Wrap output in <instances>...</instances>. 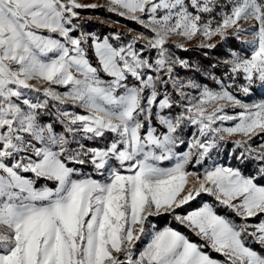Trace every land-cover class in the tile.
Returning a JSON list of instances; mask_svg holds the SVG:
<instances>
[{"label":"snow or ice","instance_id":"6c2138e0","mask_svg":"<svg viewBox=\"0 0 264 264\" xmlns=\"http://www.w3.org/2000/svg\"><path fill=\"white\" fill-rule=\"evenodd\" d=\"M256 86L264 0H0V264H264Z\"/></svg>","mask_w":264,"mask_h":264},{"label":"rangeland","instance_id":"374dc122","mask_svg":"<svg viewBox=\"0 0 264 264\" xmlns=\"http://www.w3.org/2000/svg\"><path fill=\"white\" fill-rule=\"evenodd\" d=\"M101 2H102V0H101ZM85 14L86 15H99V16L106 18V19L109 18V16H110V18L112 20H118L119 21V24L117 25V27L115 29L112 27H109L107 25L100 24L98 22H93L91 25V30L95 31L97 34L103 33L104 35H107V34H109V32H112L115 30H123V28L121 27L122 25H127V27H133V28L138 27L137 25H135L131 22L125 21L123 18L116 17L113 14H108V13L101 11V10H95V11L89 10ZM190 48H192V47L190 46ZM178 53H179V51H178ZM260 99H264V88H260L259 86H256L253 89V92L250 95V97L245 98V102L250 103L253 101H258ZM218 159H219V162L225 164V166H228V165L238 166V162L236 160L231 159V155H229L228 157H225L223 154H221L220 157H218ZM204 199L207 202H210V200H211V198H209V197H205ZM159 219H160V223H159L158 227L163 228V227L170 226V225L175 226L171 217H166V218H162V219L159 218Z\"/></svg>","mask_w":264,"mask_h":264},{"label":"trees","instance_id":"16d2710c","mask_svg":"<svg viewBox=\"0 0 264 264\" xmlns=\"http://www.w3.org/2000/svg\"><path fill=\"white\" fill-rule=\"evenodd\" d=\"M178 55H181L184 58L191 60L192 62L206 63L207 59H208L207 57H205L202 54V52L199 49H195L193 47L190 48V50L187 51V52L179 51ZM205 82H208V81L205 80ZM253 171H254V169H253V167L251 165H249L248 168L246 169V173L253 172Z\"/></svg>","mask_w":264,"mask_h":264}]
</instances>
